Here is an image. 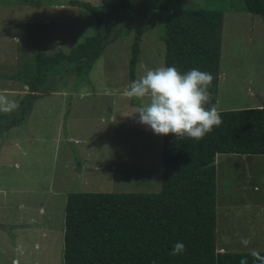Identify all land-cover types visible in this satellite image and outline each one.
Returning <instances> with one entry per match:
<instances>
[{"label": "rangeland", "instance_id": "obj_1", "mask_svg": "<svg viewBox=\"0 0 264 264\" xmlns=\"http://www.w3.org/2000/svg\"><path fill=\"white\" fill-rule=\"evenodd\" d=\"M204 4L185 0L186 6ZM125 21L116 18L105 32L113 30L87 77L69 73L65 64L46 75L21 120L19 98L27 88L0 78V114L6 116H0V264H63L69 192L160 189L161 135L138 123V114L129 116L142 101L126 95L134 28L124 33ZM143 22L149 27L135 80L164 66L163 21L149 15ZM96 28L93 14L70 0H0V72L31 74L37 51L68 53ZM220 52L217 110L264 103V19L227 10ZM71 149L84 151L80 163ZM215 166L218 250L264 252V154L218 155Z\"/></svg>", "mask_w": 264, "mask_h": 264}, {"label": "trees", "instance_id": "obj_2", "mask_svg": "<svg viewBox=\"0 0 264 264\" xmlns=\"http://www.w3.org/2000/svg\"><path fill=\"white\" fill-rule=\"evenodd\" d=\"M226 1L205 0L204 6L193 7L186 6L185 0H101L100 5L70 0L93 14L96 33L68 53L37 51L31 74L0 72V78L27 86L16 116L26 117L43 90L46 75L57 67L65 64L69 73L87 77L113 34V30L105 32L120 16L127 20L124 33L134 28L127 63L129 82L135 80L140 41L149 27L142 26L143 20L151 15L163 21L164 67L175 66L181 73L192 68L211 73L212 99L205 107L216 106L224 13L239 8L264 19V0ZM134 18L140 25L130 22ZM218 112L221 124L202 139L161 135L158 191L67 193L63 264H264V252L218 250L215 166L218 155L264 154V104ZM177 242L185 245V251L172 255Z\"/></svg>", "mask_w": 264, "mask_h": 264}, {"label": "clouds", "instance_id": "obj_3", "mask_svg": "<svg viewBox=\"0 0 264 264\" xmlns=\"http://www.w3.org/2000/svg\"><path fill=\"white\" fill-rule=\"evenodd\" d=\"M212 80L211 73L196 68L185 73L175 66L148 69L129 84L126 95L142 101L129 116L138 114L137 122L156 135L171 133L177 139H202L222 122L214 104L205 107L211 103L209 88ZM242 242L248 243L246 239ZM184 251L185 245L177 242L171 254Z\"/></svg>", "mask_w": 264, "mask_h": 264}, {"label": "crops", "instance_id": "obj_4", "mask_svg": "<svg viewBox=\"0 0 264 264\" xmlns=\"http://www.w3.org/2000/svg\"><path fill=\"white\" fill-rule=\"evenodd\" d=\"M81 94V93H80ZM122 95H124V94H122ZM81 96V95H80ZM264 103H258V105H256V106H260V105H263ZM114 119V118H113ZM63 136H64V138L65 139H68V135L66 136V135H64L63 134ZM69 140V139H68ZM72 151V150H71ZM66 152H67V150H66ZM66 152H65V155H66ZM84 153V151H79V150H75L74 151V153H73V151H72V155L74 156V160L77 162V163H80L81 161H80V159L78 158V160H76V157L78 156V155H82ZM64 155V156H65ZM84 155H87V152L84 154ZM217 209V208H216ZM217 212V211H216ZM39 247V246H38ZM36 248V247H35ZM39 249V248H38Z\"/></svg>", "mask_w": 264, "mask_h": 264}]
</instances>
